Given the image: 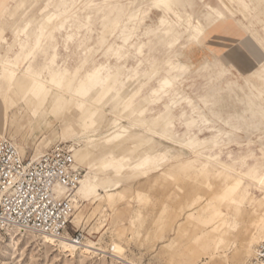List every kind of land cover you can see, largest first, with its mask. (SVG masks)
<instances>
[{"label":"rangeland","instance_id":"obj_1","mask_svg":"<svg viewBox=\"0 0 264 264\" xmlns=\"http://www.w3.org/2000/svg\"><path fill=\"white\" fill-rule=\"evenodd\" d=\"M134 1L0 0V140L27 160L71 151L66 236L91 243L0 230V264H252L262 245L264 0H176L172 47L159 21L173 18L148 5L125 32ZM178 53L185 74L169 71Z\"/></svg>","mask_w":264,"mask_h":264},{"label":"built area","instance_id":"obj_2","mask_svg":"<svg viewBox=\"0 0 264 264\" xmlns=\"http://www.w3.org/2000/svg\"><path fill=\"white\" fill-rule=\"evenodd\" d=\"M80 171L69 149L55 147L34 160L25 159L8 140H0V229L18 228L53 239L68 235L74 212L71 190ZM76 246L86 239L69 236ZM252 264H264V244Z\"/></svg>","mask_w":264,"mask_h":264},{"label":"bare ground","instance_id":"obj_3","mask_svg":"<svg viewBox=\"0 0 264 264\" xmlns=\"http://www.w3.org/2000/svg\"><path fill=\"white\" fill-rule=\"evenodd\" d=\"M118 1V0H117ZM176 0H140V1H134V3L131 4L130 8L127 11L126 14V18L128 23L131 25L130 29H126L125 32H127L128 34L132 35L134 33H136L139 29H140V25L145 21V19L147 18V14H144L142 9L145 5L150 6V8L152 9H160L162 10V12L166 15H170L173 19L171 20H167V19H161L159 21V24L161 25V27H163V29L160 31V36L163 37L165 36L164 41L168 44L169 47H172L177 38H175V30L173 28V24L182 22L181 20V14L180 12L177 10V6H176ZM149 2V3H148ZM104 5V4H103ZM90 9V8H89ZM97 9V7H96ZM93 10V9H92ZM91 13V12H90ZM189 17V15H188ZM125 19V18H124ZM146 22V21H145ZM195 22V21H194ZM184 25V24H183ZM185 26V31L188 32L190 35L189 36H197L199 33H201L202 31V26L199 21H196V23H193V21L191 22V20L187 21V23L184 25ZM145 27V26H144ZM206 30V29H205ZM59 32V31H58ZM236 33H240V30L237 29L234 32ZM186 38V37H185ZM71 39V38H70ZM40 40V39H39ZM127 38L124 39V41H126ZM208 52V51H207ZM205 50V53H207ZM212 56V55H211ZM176 58L179 59L178 63L171 66L169 71H174V72H181L182 74H185L188 72V70L190 69L192 63L190 61V58L186 57L183 53H178L175 55ZM202 58V57H201ZM215 63V62H214ZM205 64H211L210 62L207 61L206 58L202 59V63L200 64V68L197 70H201L205 68ZM222 65V64H221ZM228 67V66H227ZM217 69V68H216ZM15 70V69H14ZM213 70V69H212ZM220 70V69H219ZM215 71V70H213ZM217 72V70H216ZM230 72V71H229ZM23 74H25L26 76H29L31 78H33L35 80V77L30 76L29 72H24ZM57 73L54 75L56 76ZM217 75V74H216ZM220 76H222V72L219 73ZM261 78V77H258ZM224 80V79H223ZM165 81V80H164ZM54 82V79L51 80V83ZM219 82V81H218ZM227 83V82H226ZM57 84V83H54ZM166 85L169 86L170 83H168V81L166 82ZM235 85L234 82L228 83L227 84V90H230L233 88V86ZM165 86V85H164ZM263 86H264V79H263ZM226 87V86H225ZM224 87V88H225ZM222 88V87H221ZM59 91H64V89H62L60 86L58 87ZM104 91H108V89H104ZM246 91V90H245ZM67 93V92H66ZM155 93L154 90H152L151 94ZM239 95L236 94L234 95V99L238 100ZM182 99H180L178 102L174 103L173 105H171V107L169 108L167 114H173L174 112L178 111V107L181 105ZM235 103V102H234ZM233 104V103H232ZM245 105L249 106L252 104V100L250 98L247 99V101L244 103ZM256 106V111L250 113L251 118L255 117L257 114L263 115L264 116V108L261 107L260 104L255 105ZM252 108V107H251ZM247 109V108H246ZM247 115V114H246ZM253 120V118H252ZM160 121H163V119H161ZM4 140V139H2ZM14 145V144H13ZM15 146V145H14ZM16 147V146H15ZM17 148V147H16ZM18 149V148H17ZM19 151V149H18ZM20 152V151H19ZM73 156V154H72ZM39 157V156H38ZM37 157V158H38ZM34 158V159H37ZM74 158V157H73ZM147 161H144L142 165L146 164ZM147 171V170H146ZM82 181H79L78 184H82ZM78 189V186H75L72 190H76ZM71 190V191H72ZM264 227V223L262 225ZM1 230V229H0ZM2 231H5L6 233L9 234H14L16 232H19L20 234L22 232H30L33 234L38 235V238L43 241L44 243L51 245L53 247H58L60 249H63L64 251H70L72 247H74V244L70 241L69 237L66 235L60 236L57 239H53L47 235H43V234H37L35 232H31V231H22L18 228H11V227H7L2 229ZM260 240V244H264V236L259 237L258 238ZM91 243L90 242H83V247L85 248H91ZM112 251H118L117 253L122 252L124 249H122L121 247L117 246L114 244L113 247H111ZM120 251V252H119ZM254 252H257V250L254 249ZM116 255V254H114ZM122 255V254H120ZM256 255V253H255ZM119 256V255H118ZM255 257V256H254ZM254 259V258H253Z\"/></svg>","mask_w":264,"mask_h":264},{"label":"crops","instance_id":"obj_4","mask_svg":"<svg viewBox=\"0 0 264 264\" xmlns=\"http://www.w3.org/2000/svg\"><path fill=\"white\" fill-rule=\"evenodd\" d=\"M53 86H54V87H56V86H58V87H59V84H58V83H57V84H53Z\"/></svg>","mask_w":264,"mask_h":264}]
</instances>
